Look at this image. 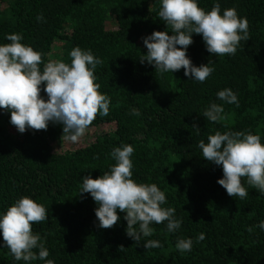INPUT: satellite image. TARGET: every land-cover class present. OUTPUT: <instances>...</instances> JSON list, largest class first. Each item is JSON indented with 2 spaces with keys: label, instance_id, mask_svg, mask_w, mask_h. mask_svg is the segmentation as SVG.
<instances>
[{
  "label": "trees",
  "instance_id": "16d2710c",
  "mask_svg": "<svg viewBox=\"0 0 264 264\" xmlns=\"http://www.w3.org/2000/svg\"><path fill=\"white\" fill-rule=\"evenodd\" d=\"M214 2L198 0V6L210 11ZM218 2L222 11L235 8L247 19L249 39L235 55L214 56L193 34L187 56L195 66L210 60L215 68L200 83L184 76L183 68L161 74L140 62L147 52L143 37L153 31L171 35L157 15L159 0H0V44L9 43L5 34H20L44 63H70L73 47L90 49L103 61L94 73L99 91L111 98L109 114H97L88 129L101 130L75 150L57 149L61 124L21 134L0 109V211L23 196L42 204L48 218L32 229L55 264H264V231H246L264 220V194L242 177L248 197L228 196L217 183L221 166L203 158L197 147L217 130L250 131L264 143V0ZM224 88L237 94L239 107L225 104V118L211 123L202 112L211 102L221 103L216 93ZM132 108L141 114L131 115ZM121 143L134 148L133 179L157 184L166 194L163 207H173L183 220L175 234L164 224L151 225L154 234L145 239H158L160 248L145 249L143 240L137 245L128 237L126 214L119 210L117 224L100 228L98 205L90 194L78 193L81 177L96 179L107 171L114 163L110 153ZM201 233L205 238L196 242ZM177 237L192 238V251L177 250ZM0 264L25 262L14 261L0 246Z\"/></svg>",
  "mask_w": 264,
  "mask_h": 264
},
{
  "label": "clouds",
  "instance_id": "9594fccd",
  "mask_svg": "<svg viewBox=\"0 0 264 264\" xmlns=\"http://www.w3.org/2000/svg\"><path fill=\"white\" fill-rule=\"evenodd\" d=\"M158 17L169 31H153L142 38L147 49L140 56V62H147L156 71L173 73L184 70L189 80L205 82L215 71L213 61L200 66L193 65L187 56V48L193 43L192 35L202 37L205 49L214 56L235 55L241 41L249 39L247 19L238 15L235 8L221 10L214 2L210 11L198 6V0H159ZM42 19V17H38ZM9 43L0 44V109L10 114L9 122L19 133L27 129L47 130L49 122L61 124L62 138L66 142L78 143L97 114L107 116L111 98L99 91L94 75L97 65L103 61L90 49L73 47L69 52L70 63L63 60H49L44 63L42 54L22 43L23 36L17 33L5 34ZM177 45L179 47H177ZM43 64V68H41ZM41 85L47 99L40 95ZM221 103L211 102L204 108L202 116L211 123L225 118V104L239 107L238 96L231 88L216 93ZM131 115L139 116L132 108ZM197 134L200 129L194 126ZM202 157L221 166L222 178L217 180L228 196L246 199L249 195L241 178L247 184L264 194V143L258 134L245 131H215L197 143ZM133 146L121 143L113 147L110 157L114 161L107 171L93 179L91 175L81 177L78 193H88L98 205L95 216L100 228H112L120 220L117 210L125 213L126 235L137 245L143 240L145 249L162 247L153 236V224H164L170 234L181 229L182 218L167 203L166 194L155 183H138L133 179ZM48 210L23 196L6 210L0 211V246L8 248L14 261H43L50 253L40 234L34 233L33 224L47 220ZM254 228L264 231V220ZM205 238L201 233L196 242ZM175 247L181 253L192 251L193 239L177 237Z\"/></svg>",
  "mask_w": 264,
  "mask_h": 264
},
{
  "label": "rangeland",
  "instance_id": "374dc122",
  "mask_svg": "<svg viewBox=\"0 0 264 264\" xmlns=\"http://www.w3.org/2000/svg\"><path fill=\"white\" fill-rule=\"evenodd\" d=\"M111 125H106L104 127V129H111ZM101 129H91V130H87L86 134L80 138L79 142L78 143H70V142H66V141H61V145H58L57 146V149H59V146H62V149H69V150H75V149H78L80 147H83L85 146L89 141H91L95 134L98 133Z\"/></svg>",
  "mask_w": 264,
  "mask_h": 264
}]
</instances>
